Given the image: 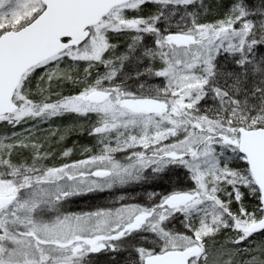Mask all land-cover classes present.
Wrapping results in <instances>:
<instances>
[{"label":"snow or ice","instance_id":"1","mask_svg":"<svg viewBox=\"0 0 264 264\" xmlns=\"http://www.w3.org/2000/svg\"><path fill=\"white\" fill-rule=\"evenodd\" d=\"M0 264H264V0H0Z\"/></svg>","mask_w":264,"mask_h":264},{"label":"rangeland","instance_id":"2","mask_svg":"<svg viewBox=\"0 0 264 264\" xmlns=\"http://www.w3.org/2000/svg\"><path fill=\"white\" fill-rule=\"evenodd\" d=\"M77 137V136H76ZM78 139V138H77ZM74 140V139H73ZM72 140V141H73ZM85 142V141H84ZM79 153L76 155V157H78ZM76 157H73V158H76ZM129 191H131V189H128ZM99 199V198H98ZM88 202H92V198L88 197L87 195H84L80 198H77V199H74L73 201H71L70 203L74 206H80V205H83L85 203H88Z\"/></svg>","mask_w":264,"mask_h":264},{"label":"trees","instance_id":"3","mask_svg":"<svg viewBox=\"0 0 264 264\" xmlns=\"http://www.w3.org/2000/svg\"><path fill=\"white\" fill-rule=\"evenodd\" d=\"M77 138L78 137H76V135H72L71 137H70V139L68 140V144L70 145L71 143H72V140L73 141H75V140H77ZM84 142V141H83ZM86 142V141H85ZM80 152V148H79V146L77 147V152H76V155L78 154Z\"/></svg>","mask_w":264,"mask_h":264}]
</instances>
